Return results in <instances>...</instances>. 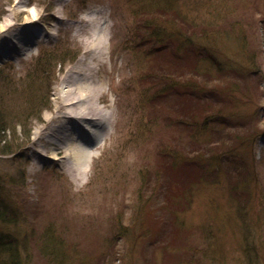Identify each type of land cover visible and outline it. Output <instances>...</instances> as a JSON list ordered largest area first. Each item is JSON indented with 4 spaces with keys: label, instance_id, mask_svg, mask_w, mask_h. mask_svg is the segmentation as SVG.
Segmentation results:
<instances>
[{
    "label": "rangeland",
    "instance_id": "rangeland-1",
    "mask_svg": "<svg viewBox=\"0 0 264 264\" xmlns=\"http://www.w3.org/2000/svg\"><path fill=\"white\" fill-rule=\"evenodd\" d=\"M169 3L173 7L166 0H0V26L9 18L19 33L34 17L28 29L38 39L21 61L0 55V112L7 126H19L12 144L20 145L0 155V198L19 216L12 223L0 219V233L20 244L22 264H264V0H186L179 6L196 18L197 31L210 34L224 67L255 71L233 81L243 91L224 83L226 91H218L236 105L251 97L237 107L242 114L234 116L236 123L214 133L197 129L198 142L240 133L224 151L205 150V173L195 168L201 158L193 149L208 142L194 143L183 103L171 95L158 101L162 76L199 83L201 76L171 64L157 52L161 44L139 43L144 31H135L137 10L152 9V23L168 34L180 26L177 2L169 12L159 7ZM103 25L109 44L97 71L106 91L99 106L114 111L116 128L96 149L89 176L78 178L64 163L52 162L44 140L35 143L33 136L49 127L59 83L83 54L89 59L87 44L98 42ZM209 103L203 99L200 111L196 104L185 107H194L199 124L221 110L229 120V101ZM23 128L31 129L30 139ZM169 150L178 154L176 165L162 167L161 152ZM40 152L45 156L39 159ZM230 177L240 178L234 188ZM171 190L185 192L184 198L166 195ZM180 203L185 209L177 212Z\"/></svg>",
    "mask_w": 264,
    "mask_h": 264
},
{
    "label": "trees",
    "instance_id": "trees-1",
    "mask_svg": "<svg viewBox=\"0 0 264 264\" xmlns=\"http://www.w3.org/2000/svg\"><path fill=\"white\" fill-rule=\"evenodd\" d=\"M166 1L172 2L173 7L169 3V6H159L160 9L169 12L170 10L174 9V4L175 2H177L178 7L176 6L174 12L176 15L175 20L179 22L180 26L174 28V30L170 34L164 31H160L155 27L156 24L154 25L152 23L153 17L149 16L150 11L152 9H146L147 11L146 13H142V12L138 13L137 10V16L140 23L136 24L137 30L135 29L134 30L136 31L137 34H139L138 32L139 30H141V32L144 31L143 34H141L142 36H144V38L139 39V43H150L152 42L151 40H153L155 41L156 44L159 45L161 44L162 45L161 49L159 48V51L157 52H159L160 55L162 54V56H166V57L169 56L173 60L171 64H176L182 68L186 67L189 72L188 74H190L189 76H197V77L201 76L200 83L193 78L192 79L189 78L190 80L187 79L179 80V76L177 77V79L174 76L173 77L168 75H165V77L162 76L161 84L164 85L165 87H163L162 91H160V93L158 94V101H161L164 98V96L167 97L171 95L172 97H175L176 100L183 103L184 106L181 109V112H183L184 109L187 111V118L189 117V122H191L194 125V129L190 127L192 130H195L193 140L196 139L194 143H197L198 138H194V137L198 132L197 130L198 128L200 129L203 128L204 131L207 127L209 128L211 127L214 129L212 133L215 132V129L222 131L228 129L231 124L236 123V121H234L235 119L234 116H237L239 118L240 115L242 114V111L237 109V107L241 105L245 107L248 104L247 98H251L250 96L247 95L242 98L243 102L241 104L236 105L235 101H230L231 96L229 94L218 93V91H226L224 88L222 90V88L220 87L222 86L221 84L224 83V85L226 84L232 85L234 84L233 81L239 79V77H251L252 75H255V71H250L249 73H245L246 71L242 72L237 68L224 67L223 64H221V60L219 59L220 54H217L215 52L216 49L214 45H212L213 39L209 37L210 34H205V33L203 34V32L200 30L197 31V29H199L200 26L196 18L192 16L189 17V15H184L181 13L179 6H182V3H184L186 0H166ZM145 16H147V18ZM140 17H142V19H140ZM160 22L157 21V24H159ZM183 28L186 29L183 30ZM186 76L188 77L187 74ZM251 79L253 78H246L247 81ZM214 82L217 84L211 86L212 83ZM239 86L240 84L233 85L235 90L238 89V91H243L242 89H239ZM253 86L255 90L256 86L254 85V82H253ZM208 97L211 98L212 101V103L209 104H213V106L209 105L210 108L214 107V105L217 102L219 103L223 102L226 105V103H228L229 101L230 107L226 109V112L230 115L229 120L227 119L224 121V119L220 117L223 114V110H221L215 113L214 115H212L211 117H207L201 120L203 124H199L197 122L195 114L193 113L194 107H185L187 105L196 104L197 107L195 110L200 111L201 109H199L200 108L199 105H202L203 99ZM206 109H208L207 106ZM163 113L164 111L162 112V114ZM4 118L5 116H3L2 113L0 112V155L10 154L16 150L17 146H20L18 145V143L17 145L12 144V137H14L13 135L16 133V130L19 129L18 128L19 126H17V128L15 127V129L12 126H7L6 125L7 123ZM155 119L156 118H153L152 119L153 123L150 122V124H154ZM185 123H188V119H186ZM214 123L215 124L219 123L215 126L217 128L213 127ZM22 127L23 126L20 127V130ZM30 130L31 129H27V128L22 129V133L25 140L30 139L31 137ZM9 132L11 136L8 134ZM229 134L230 135L228 136L227 140L222 139L221 142L219 143L218 141L214 142L216 140L214 139L211 140V137H209L208 139L202 140L203 142L199 141L196 144L201 146V144H205V142H208L207 147H205L204 149L203 148L193 149V151L196 152L197 155H199L198 157L201 158V160L198 161V164L194 162L195 168L198 169L199 172L200 171L202 173L206 172L205 162H204L206 157L204 156L208 152H206L205 150H210L209 152H212V150L216 148L217 150L220 149L221 151L222 150L224 151L231 136L233 137V135L235 134L240 135L238 131H234V130L231 131V133ZM247 137L248 136L245 135L243 138L246 139ZM201 152H203V155L201 154ZM169 153H170L169 155L168 154L165 155L162 154L161 152L160 156L162 157V160L165 158V162H162L160 160L162 163L161 164L162 167L168 166L172 168L176 165L177 159L174 160L173 157L174 155L177 156L178 154L176 153L174 154L173 150H169ZM182 171H183V167L182 169L180 168L179 172L181 173ZM194 171L196 170L194 169ZM209 174L211 177H213L214 175H216V172H209ZM240 174L243 176L242 172H240ZM227 176L229 177V175ZM230 178H232L233 188L235 183L239 184L240 178H235V177H230ZM168 194H172V197L177 196L178 198L181 199V197L184 196L185 192H179L178 194H175L171 190L168 191L166 195ZM169 199L171 200V198ZM181 205L182 204L180 203V205L176 206L177 212L179 211L182 212L185 209V207H182ZM173 207L174 206H172V208ZM176 211L174 210L175 214L177 213ZM0 219L4 220V222L6 223L17 222L19 219L16 210L12 208L10 204L7 202V200H4L3 198L2 199L0 198ZM167 223L168 222H166L162 226L166 227ZM160 230L162 229L160 228ZM19 247H21L20 244L18 245L17 242H15V240H13V238L10 235H3V233H0V264H22L21 252Z\"/></svg>",
    "mask_w": 264,
    "mask_h": 264
},
{
    "label": "bare ground",
    "instance_id": "bare-ground-1",
    "mask_svg": "<svg viewBox=\"0 0 264 264\" xmlns=\"http://www.w3.org/2000/svg\"><path fill=\"white\" fill-rule=\"evenodd\" d=\"M86 17L85 14L82 18ZM31 19H26L19 33L13 32L14 24L11 19L5 20L0 26V55H12L18 61L23 60L26 55H32L38 39L28 29L34 23V17ZM98 33V42L89 41L87 44L86 53H89V59H84L83 54L68 68L59 83L55 115L46 117L49 127L35 131L33 136L35 143L44 140L43 146L46 150L49 148L51 155L48 158L52 162L64 163L69 171L76 172L77 177L80 175L83 178L90 174L96 149L108 142L116 128L114 111L106 112L99 106L106 91L102 79L97 80V71L103 61L109 37L105 25L101 26ZM19 36L23 37L24 42L15 40ZM98 48L99 51L96 50ZM147 117L150 123L153 117ZM159 128L162 129L160 126ZM42 155L45 156L40 152L39 159Z\"/></svg>",
    "mask_w": 264,
    "mask_h": 264
}]
</instances>
